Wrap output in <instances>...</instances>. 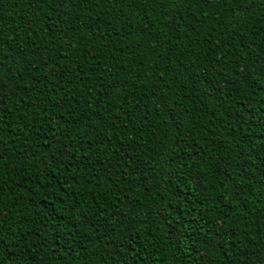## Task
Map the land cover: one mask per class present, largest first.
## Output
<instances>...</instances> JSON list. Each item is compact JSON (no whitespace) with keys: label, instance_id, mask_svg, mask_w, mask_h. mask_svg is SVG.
Wrapping results in <instances>:
<instances>
[{"label":"trees","instance_id":"1","mask_svg":"<svg viewBox=\"0 0 264 264\" xmlns=\"http://www.w3.org/2000/svg\"><path fill=\"white\" fill-rule=\"evenodd\" d=\"M0 264H264V0H0Z\"/></svg>","mask_w":264,"mask_h":264}]
</instances>
